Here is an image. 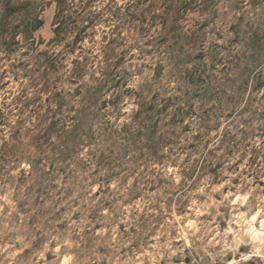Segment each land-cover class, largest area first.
<instances>
[{
  "label": "rangeland",
  "instance_id": "rangeland-1",
  "mask_svg": "<svg viewBox=\"0 0 264 264\" xmlns=\"http://www.w3.org/2000/svg\"><path fill=\"white\" fill-rule=\"evenodd\" d=\"M0 264H264V0H0Z\"/></svg>",
  "mask_w": 264,
  "mask_h": 264
},
{
  "label": "trees",
  "instance_id": "trees-1",
  "mask_svg": "<svg viewBox=\"0 0 264 264\" xmlns=\"http://www.w3.org/2000/svg\"><path fill=\"white\" fill-rule=\"evenodd\" d=\"M58 5L60 6H64L65 5V0H56ZM28 20L29 21H24L22 23H24L22 25V27H15L13 30H9V32L7 33L9 35L8 38H6V44L8 47H13V46H19L21 43L18 41V38L23 35V37L26 39V41H29L27 42V44H29V46H33L34 45V37H33V34H35V32H37L38 28L40 27V23L39 21L35 20V19H32L29 15H28ZM27 24H30L32 29L31 30H22V28H25L27 26ZM21 30V31H20ZM57 34L60 32V26L57 28L56 30ZM7 35V36H8ZM44 55V54H43ZM54 57V56H53ZM48 58L46 55H45V62L46 63H50L54 60V58Z\"/></svg>",
  "mask_w": 264,
  "mask_h": 264
}]
</instances>
